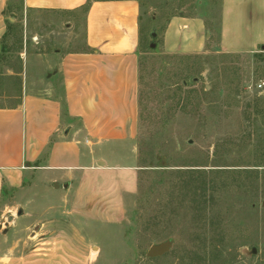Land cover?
I'll list each match as a JSON object with an SVG mask.
<instances>
[{"label": "rangeland", "instance_id": "374dc122", "mask_svg": "<svg viewBox=\"0 0 264 264\" xmlns=\"http://www.w3.org/2000/svg\"><path fill=\"white\" fill-rule=\"evenodd\" d=\"M140 2L141 80L135 142L139 175L124 218L102 223L70 215L63 197L37 172L30 177V190L4 192L0 262L21 257L40 242L36 235L40 223H34V208L28 203L34 199L46 201L50 208L47 215L42 209L35 214L49 221L43 228L45 236L61 231L57 242L72 247L73 254L65 250L64 260L78 257L79 264H264V183L256 191L255 175L247 172L264 168L256 166L264 161V112L257 113L254 104L256 98H264V45L242 53L218 49L221 0ZM8 5L6 15L13 18V26L0 56V107L18 106L24 94L45 93L52 84L59 92L62 77L56 84L49 79L62 55L84 49L83 10L68 17L56 11L25 12L20 0H10ZM180 13L205 18L211 38L203 52L164 51L165 27ZM126 148L117 144L106 153L113 161L126 163L118 157ZM218 168L231 172H210ZM212 179L216 190L210 199ZM20 208L27 214L15 221L23 215H18ZM212 208L220 215L214 217ZM194 231L215 235L222 242V254L186 253ZM167 240L171 251L158 257L147 255L152 245Z\"/></svg>", "mask_w": 264, "mask_h": 264}, {"label": "crops", "instance_id": "0c3cea01", "mask_svg": "<svg viewBox=\"0 0 264 264\" xmlns=\"http://www.w3.org/2000/svg\"><path fill=\"white\" fill-rule=\"evenodd\" d=\"M9 1L0 0V52L7 20H13L6 15ZM87 2L23 0V10L72 17ZM141 15L140 0H92L84 11V49L62 55L49 79L56 84L62 77L60 91L52 84L45 93L24 94L18 106L0 107V203L5 190L21 194L30 190V177L39 172L63 197L70 215L102 223L124 218L139 175L135 142ZM209 37L203 16L180 13L165 27L163 49L173 54L200 53ZM263 45L264 0H221L218 49L242 53ZM117 144L127 147L118 156L126 163L115 162L106 153ZM28 203L34 208V223H40L36 231L40 242L29 253L0 264H79L78 257L63 259L66 252H73L70 245L57 242L61 231L54 230L49 237L43 233L49 221L35 214L41 209L43 215L50 213L46 201Z\"/></svg>", "mask_w": 264, "mask_h": 264}, {"label": "trees", "instance_id": "16d2710c", "mask_svg": "<svg viewBox=\"0 0 264 264\" xmlns=\"http://www.w3.org/2000/svg\"><path fill=\"white\" fill-rule=\"evenodd\" d=\"M91 3H92V0H88V2L82 7V9L84 11H87L89 9ZM9 6L10 5H8V7ZM19 6L23 9V0H20V5ZM7 22H8V29H9L10 27L13 26V22H11L10 19H8ZM7 32H6V34H7ZM6 34L4 35L1 52L4 49V40H5ZM210 38H211V35H210ZM140 46H141V42H140ZM1 52H0V56H1ZM140 80H141V78H140ZM139 101H140V92H139ZM254 104L256 106L257 110H255V111H257V113L264 112V110H260V108H259V107H264V98H256V102ZM141 161L143 162L144 160H141ZM143 163H145V162H143ZM140 166H149V165L141 164ZM256 166H264V161L261 160L260 162H258V164H256ZM190 170H192V169H190ZM247 170H246L247 172L253 173L255 175V177H254V181L256 183L255 188H256V191H258L260 189V183L261 182L264 183V168H263V170H260L259 168H250V169H247ZM189 172H191V171H189ZM210 172L212 174H218V173H227V172H231V171H229V169L218 168V169H210ZM209 184L211 186L208 187V189L212 190V194L209 195V196H211L210 197V199H211V198L214 197L213 193L216 190L215 189L216 182H215L214 179H212L209 182ZM206 207H208V205H206ZM209 209H211V207ZM220 213L221 212L217 208L216 209L214 208L212 210V214H213L214 217H217L218 215H220ZM150 221H153V219H151ZM222 233L223 232H221V235H222ZM189 239H190V247L188 248V251H186V253L188 252L189 255H194L195 256L201 250L204 251L205 254H207V255L208 254L215 255V257L218 256V255L220 256L222 254V251H223L222 242H220V240L218 238H216L215 235H211V237H208L206 233L201 235V234H197L194 231V232H191V235H190ZM176 248H178V247H176ZM171 250L172 249H170V251ZM174 251H175V249H174ZM225 261H226V259H224V262Z\"/></svg>", "mask_w": 264, "mask_h": 264}, {"label": "water", "instance_id": "95a60500", "mask_svg": "<svg viewBox=\"0 0 264 264\" xmlns=\"http://www.w3.org/2000/svg\"><path fill=\"white\" fill-rule=\"evenodd\" d=\"M156 33L154 32L153 33V36H155ZM55 186H58V184H55ZM23 208H20L18 210V215H22L23 214ZM13 219V218H12ZM172 247V243L167 240V241H163L161 242L160 244L158 245H152L148 252H147V255L149 257H158V256H162L164 255L165 253H167Z\"/></svg>", "mask_w": 264, "mask_h": 264}]
</instances>
